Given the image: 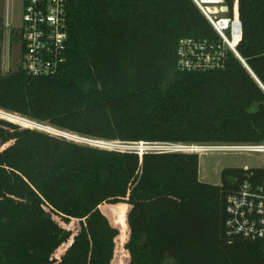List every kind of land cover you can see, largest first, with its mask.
Returning <instances> with one entry per match:
<instances>
[{
	"label": "trees",
	"instance_id": "trees-1",
	"mask_svg": "<svg viewBox=\"0 0 264 264\" xmlns=\"http://www.w3.org/2000/svg\"><path fill=\"white\" fill-rule=\"evenodd\" d=\"M238 12V52L264 86V0H238ZM67 17L58 73L30 75L20 62L0 72V109L108 142H264V88L234 53L221 70H177L180 38L217 37L193 0H67ZM198 164L188 151L0 127V264H264V239L225 227L227 196L264 167H226L211 185Z\"/></svg>",
	"mask_w": 264,
	"mask_h": 264
},
{
	"label": "built area",
	"instance_id": "built-area-1",
	"mask_svg": "<svg viewBox=\"0 0 264 264\" xmlns=\"http://www.w3.org/2000/svg\"><path fill=\"white\" fill-rule=\"evenodd\" d=\"M193 1L210 22L217 37L216 39L180 38L176 50L177 70L181 72L221 70L226 67L231 52L245 63L237 49L242 39L238 0H233L232 4L230 1L226 3V0ZM12 4V0H0V17L3 18L4 30L3 51L8 43V54L10 53L12 35H18L20 63L26 73L34 76L58 73L65 59L69 39L67 0H21L20 24L16 27H12L10 23ZM79 139L84 143L106 148L110 146L118 147L120 150L135 148L140 153L149 148L145 142L138 144L108 142L81 138V136ZM155 145L157 144L151 145L153 146L151 148L154 149ZM163 145L190 151L197 147L196 145ZM226 147L264 157V142ZM244 168L249 167L244 166ZM227 212L225 227L229 237L264 239V174L259 179L254 177L252 181L244 182L237 191L227 196Z\"/></svg>",
	"mask_w": 264,
	"mask_h": 264
},
{
	"label": "rangeland",
	"instance_id": "rangeland-1",
	"mask_svg": "<svg viewBox=\"0 0 264 264\" xmlns=\"http://www.w3.org/2000/svg\"><path fill=\"white\" fill-rule=\"evenodd\" d=\"M12 11H11V26L16 27L20 24V18H21V10H22V5H21V0H12ZM12 49H10V53L8 54V43H6V48L5 51H3V45H4V39H0V72H8L10 70L16 69V66L18 62H20L21 59V52H20V47L18 45V41L16 40L15 36H13L12 40ZM9 55V56H8ZM10 68V69H8ZM3 112L2 109H0ZM2 112H0V127L10 130V131H16L20 132L26 127H31V128H37V129H43L46 131H52L51 128L56 129L49 125L48 123H40L34 120H31L32 125H26V124H21L15 121H11L1 115ZM11 113V112H7ZM15 114V113H11ZM18 116V114H15ZM19 117H23L20 116ZM26 118V117H23ZM27 119V118H26ZM29 119V118H28ZM17 120V119H16ZM37 123V124H36ZM40 124V125H39ZM40 126V127H39ZM58 133V132H55ZM68 133V138L73 139L75 141L83 142L80 141L78 135L76 134H71ZM63 134V133H62ZM65 135V134H64ZM71 135V136H69ZM78 138H76V137ZM82 138V137H81ZM202 146V145H199ZM114 148V149H120L115 146H110L108 148ZM203 147H219V146H203ZM220 147H226V146H220ZM134 150H136L134 148ZM156 151H176L178 150L177 148L169 147L167 145L163 144H157L154 146V149ZM183 151H188L192 153H198L199 156V164H198V179L202 182L209 183L211 185H220L221 184V170L226 168V167H264V157L260 154L256 153H250L248 151H242V150H235L233 148H222V149H202L200 151H190L187 149H182ZM129 205L126 200L120 203L116 204H110L107 203L106 201H103L99 203V208L104 209L107 206L111 205H121L126 207ZM114 216V215H113ZM115 218V216H114ZM58 222L66 228H71L77 231L79 228V221L76 219L71 220L70 223H65L63 222L60 218H57ZM111 222V218H109ZM112 223V222H111ZM59 259L53 258L49 264H58Z\"/></svg>",
	"mask_w": 264,
	"mask_h": 264
},
{
	"label": "bare ground",
	"instance_id": "bare-ground-1",
	"mask_svg": "<svg viewBox=\"0 0 264 264\" xmlns=\"http://www.w3.org/2000/svg\"><path fill=\"white\" fill-rule=\"evenodd\" d=\"M0 112H2L1 113V115L3 116V117H7V118H9V119H13V120H15V121H18V122H20V123H22V124H26V125H29V124H31L32 125V123H34V122H32L30 119H26V118H23V117H19V115L17 116V115H15V114H11V113H7V112H3V111H1L0 110ZM17 119V120H16ZM37 124V123H36ZM40 125V124H39ZM40 127V126H39ZM52 129V131H55V132H58V133H63V134H65V135H68V133L66 132V131H62V130H59V129H53V128H51ZM197 147L195 148V149H193V150H195V151H200V150H202V149H222V148H231V147H203V146H199V145H196Z\"/></svg>",
	"mask_w": 264,
	"mask_h": 264
},
{
	"label": "water",
	"instance_id": "water-1",
	"mask_svg": "<svg viewBox=\"0 0 264 264\" xmlns=\"http://www.w3.org/2000/svg\"><path fill=\"white\" fill-rule=\"evenodd\" d=\"M229 1H230V0H226V3H228ZM244 65L247 67V69L250 71V73L253 75V77L259 82V84L263 87V85H262V83L260 82V80H259V79L257 78V76L252 72V70L248 67V65H247L246 63H244ZM41 130H43V129H41ZM44 131H46V130H44ZM47 132H50V133H53V134H55V135H59V136H63V137L68 138L67 135H64V134H62V133H55V132H51V131H47ZM145 143H146L147 147H149L148 150H152L151 147H153V146H151V145H153V144L148 143V142H145ZM104 148H106V147H104ZM176 151H183V150H176ZM141 153H143V152H141Z\"/></svg>",
	"mask_w": 264,
	"mask_h": 264
}]
</instances>
